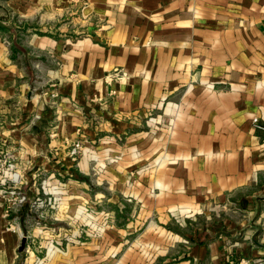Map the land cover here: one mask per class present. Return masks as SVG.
I'll return each instance as SVG.
<instances>
[{"label": "crops", "instance_id": "1", "mask_svg": "<svg viewBox=\"0 0 264 264\" xmlns=\"http://www.w3.org/2000/svg\"><path fill=\"white\" fill-rule=\"evenodd\" d=\"M0 27L10 188L63 197L73 233L26 204L18 251L0 174V264H264V0H0Z\"/></svg>", "mask_w": 264, "mask_h": 264}, {"label": "rangeland", "instance_id": "2", "mask_svg": "<svg viewBox=\"0 0 264 264\" xmlns=\"http://www.w3.org/2000/svg\"><path fill=\"white\" fill-rule=\"evenodd\" d=\"M21 28L23 27L20 26V29ZM26 28L29 29L30 26L27 25L25 26V29ZM19 31H20V34L21 33L23 34V36L21 37L23 38L25 36L24 33L26 31L25 32H22V30H19ZM83 149H84V146H83ZM82 156H83V152L79 156H77L76 159L74 160L79 161V159ZM8 157L9 155L7 153L3 154L2 158L0 157V160L2 161V166L0 168V174L3 176L4 189L7 192H10L12 190V188H10L11 184H13L10 180L12 178V173H16V171H14L15 167L13 168L9 167ZM102 169L103 168H100L99 171L103 172ZM62 184H64L63 187H65L67 191L71 188V185H69L68 179L62 180ZM93 184H95L94 186H97V188H100V189L101 188L104 189V187H106V184L105 185H97L96 183H93ZM43 186L48 191H50V189L52 191L54 187H56V186L46 183V181L44 185L43 181H40L38 185L36 186V189H42ZM19 191L25 196V200L23 201L18 200L19 201L18 202L17 200L14 199L13 196L10 195V193L9 194L7 193L6 200H7L9 207L6 209V211L3 214L4 220L7 221V223L9 222L6 225V229H4V231L8 233H12V234H18L22 236L24 239L23 240L24 242L22 241V243L19 245L18 251H21L22 253H24L26 248L28 247L27 239L25 237L28 236L27 231H30V230L22 229L20 228V225H19V222L21 221V213L19 212L21 208L24 207L26 204H30L31 206H33L34 216L37 219L39 216L41 219H45L46 221L49 222L48 227L50 228V233L52 236H54L55 238L63 237L64 235L68 236V238L73 236L71 228H68V227L65 228L61 225L53 224L56 222V220L53 219L56 214H54V217H53V212L55 213L59 210L61 202L64 199L63 197L62 198L57 197V196L53 197L49 195L47 191H46L47 192L46 195H42L43 192H41V195L39 193H33V194L28 195L23 192V188ZM101 201H102L101 204H103L102 207H100L99 205H96L94 202L93 203L90 202V200H88V202L85 204L86 206L83 207V221L82 220L80 221L82 222V225L80 226L79 229H77L78 230L77 232L81 233L82 237L89 238L90 236L95 235L96 232H99V234H101V231H103L102 229H104L108 224H110L111 219H108V217L106 216V213H108L109 206L107 205L106 199H102ZM128 217H129L128 215L122 214V216L120 217V220L122 222H125L127 221ZM96 223H97V227L93 229ZM36 248L38 249L37 255L40 258V260H42L44 253L40 251L43 249H40L39 246H36ZM37 264H43V262L38 261Z\"/></svg>", "mask_w": 264, "mask_h": 264}, {"label": "built area", "instance_id": "3", "mask_svg": "<svg viewBox=\"0 0 264 264\" xmlns=\"http://www.w3.org/2000/svg\"><path fill=\"white\" fill-rule=\"evenodd\" d=\"M253 126L257 131L264 132V125L260 123L258 119L254 120ZM82 152H83V144L80 141H78L73 144L72 149L70 150V156L73 157V159H76V157L79 156ZM8 159H9L8 162L9 167L10 168L15 167L14 164L11 162L10 157H8ZM1 166H2V161L0 160V168ZM19 181H20L19 174L17 172L12 173L11 182H13V184L16 185L19 183ZM6 193L8 194L10 193V195L13 196L14 199L17 201L25 200V196L16 187H12V190ZM236 264H254V263L251 262L250 260H240Z\"/></svg>", "mask_w": 264, "mask_h": 264}, {"label": "trees", "instance_id": "4", "mask_svg": "<svg viewBox=\"0 0 264 264\" xmlns=\"http://www.w3.org/2000/svg\"><path fill=\"white\" fill-rule=\"evenodd\" d=\"M7 30H5V28L0 27V32H6Z\"/></svg>", "mask_w": 264, "mask_h": 264}, {"label": "water", "instance_id": "5", "mask_svg": "<svg viewBox=\"0 0 264 264\" xmlns=\"http://www.w3.org/2000/svg\"><path fill=\"white\" fill-rule=\"evenodd\" d=\"M24 242V241H23Z\"/></svg>", "mask_w": 264, "mask_h": 264}]
</instances>
